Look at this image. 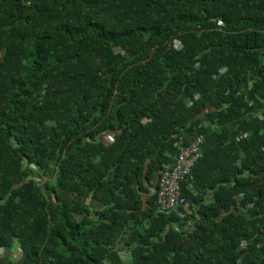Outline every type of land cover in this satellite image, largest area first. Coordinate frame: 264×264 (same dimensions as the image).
<instances>
[{
  "label": "trees",
  "instance_id": "16d2710c",
  "mask_svg": "<svg viewBox=\"0 0 264 264\" xmlns=\"http://www.w3.org/2000/svg\"><path fill=\"white\" fill-rule=\"evenodd\" d=\"M199 134L181 219L151 188ZM16 243L0 264H264V0H0Z\"/></svg>",
  "mask_w": 264,
  "mask_h": 264
},
{
  "label": "built area",
  "instance_id": "2783aa9c",
  "mask_svg": "<svg viewBox=\"0 0 264 264\" xmlns=\"http://www.w3.org/2000/svg\"><path fill=\"white\" fill-rule=\"evenodd\" d=\"M175 46L181 47L179 40H175ZM200 95L196 94L198 98ZM248 132H242L237 140L247 138ZM108 142H114L111 134L105 136ZM189 145L182 142L179 151L174 155L171 162L164 164L158 185L151 188V195L156 194V206L159 211L175 212L181 219H185L189 210V203L182 191L183 182L192 177V169L202 156L201 144L204 135H196Z\"/></svg>",
  "mask_w": 264,
  "mask_h": 264
},
{
  "label": "crops",
  "instance_id": "0c3cea01",
  "mask_svg": "<svg viewBox=\"0 0 264 264\" xmlns=\"http://www.w3.org/2000/svg\"><path fill=\"white\" fill-rule=\"evenodd\" d=\"M153 186H155V185L153 184ZM144 196H145L146 199H148L150 197V194H145ZM0 253L2 255L7 254L8 256H11L15 261H17L21 257V252H20V248H19V244L18 243H16L14 245V247L8 252H5L4 248H0ZM124 253L127 254V256H126V254H124V256L126 257V260H129L130 256L127 253V250H124Z\"/></svg>",
  "mask_w": 264,
  "mask_h": 264
}]
</instances>
